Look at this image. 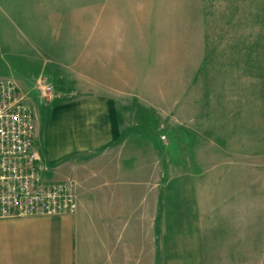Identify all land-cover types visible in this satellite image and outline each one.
Segmentation results:
<instances>
[{"label": "rangeland", "instance_id": "374dc122", "mask_svg": "<svg viewBox=\"0 0 264 264\" xmlns=\"http://www.w3.org/2000/svg\"><path fill=\"white\" fill-rule=\"evenodd\" d=\"M135 1L77 3L46 17L55 31L45 33L21 34L0 17V78L31 88L43 77L52 96L71 86L119 99L118 145L126 167L138 163L140 220L112 222L108 241L98 224L87 230L84 264H264V63H242L248 42L238 39L253 37L252 57H264L262 34L203 32L195 0L186 1L185 21L180 0ZM142 3L158 10L133 15ZM163 4L172 15H156ZM110 248L118 250L114 260L103 256Z\"/></svg>", "mask_w": 264, "mask_h": 264}, {"label": "crops", "instance_id": "0c3cea01", "mask_svg": "<svg viewBox=\"0 0 264 264\" xmlns=\"http://www.w3.org/2000/svg\"><path fill=\"white\" fill-rule=\"evenodd\" d=\"M86 1L89 0H62V3L60 0H0V17L9 18L8 25L18 26L21 34L52 32L55 27L46 17L58 16L59 11H72L77 9V3L81 5ZM139 1L142 0L135 2ZM186 1L180 0L178 15L184 18L183 21L188 16ZM166 5L163 4L164 13L156 15H172L166 13L171 8ZM145 6L143 3L134 4L133 15L138 10H158L151 4ZM137 15L142 14L138 12ZM38 17H44L41 23ZM195 17L203 32L262 34L260 40L264 41V0H195ZM238 39L246 40L248 44L254 40L250 35ZM28 42L27 36L21 37L20 60L25 59V64L29 58ZM248 44L241 47L244 59L241 62L264 63V57L256 54L254 58L263 60H252L251 45L248 47ZM259 48L264 50V43ZM63 65L67 68L59 69L72 83L69 65ZM42 66L47 71L52 68L47 61L42 62ZM37 79L38 76L32 81L31 88L21 83L27 82L25 79L17 78V82L23 91L30 90L27 94L31 95V104L37 111L34 145L42 158L43 175L50 182L72 181L78 210L75 214L58 216L0 219V264H84V242L91 237L87 230H94L98 224L99 229H104L99 232L101 241H108L113 239L112 234L104 231L112 222L117 225L118 220H140L138 163L126 167L124 148L118 145L124 127L115 92H92L90 88L82 90L84 88L68 86L55 89L52 99L47 102L42 100L39 90L38 94L35 92ZM147 202L143 199L142 206ZM149 207L148 203L146 208ZM118 235V239L123 240L122 235ZM106 251L103 256L117 258V249L116 253L111 248Z\"/></svg>", "mask_w": 264, "mask_h": 264}, {"label": "built area", "instance_id": "2783aa9c", "mask_svg": "<svg viewBox=\"0 0 264 264\" xmlns=\"http://www.w3.org/2000/svg\"><path fill=\"white\" fill-rule=\"evenodd\" d=\"M42 100L53 86L40 77ZM36 118L27 94L12 78H0V219L75 214L72 181L45 180L44 165L34 145Z\"/></svg>", "mask_w": 264, "mask_h": 264}]
</instances>
